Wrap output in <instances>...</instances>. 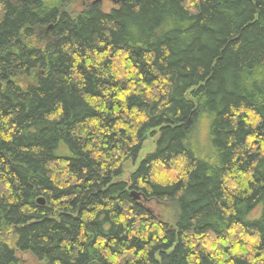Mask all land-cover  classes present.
<instances>
[{
	"label": "trees",
	"instance_id": "trees-1",
	"mask_svg": "<svg viewBox=\"0 0 264 264\" xmlns=\"http://www.w3.org/2000/svg\"><path fill=\"white\" fill-rule=\"evenodd\" d=\"M72 1L0 0V264H264V0Z\"/></svg>",
	"mask_w": 264,
	"mask_h": 264
},
{
	"label": "rangeland",
	"instance_id": "rangeland-1",
	"mask_svg": "<svg viewBox=\"0 0 264 264\" xmlns=\"http://www.w3.org/2000/svg\"><path fill=\"white\" fill-rule=\"evenodd\" d=\"M91 1H93V0H91ZM81 4H82L81 0H73L69 6V10H71L72 12H77L80 10ZM99 5L103 11H108V10H110V8L113 5L116 6L117 4H113L109 0H102V2ZM197 133H199V134H197ZM196 134L198 137H201V135H203V129H202L201 123H200L199 127L196 129V132L191 137V144L193 147H195V149H197L198 153H200L201 156H204L205 152L208 153V150L203 143V139H202V141L201 140L198 141ZM155 138H156L155 136L154 137H150L149 135L147 136V139L144 141L142 149L139 153V157H138L137 162L135 164L128 163V165H127L128 171L134 170L136 168L138 162L140 161V159H142L146 153L152 152V150L154 149V146H155V144H154ZM127 176L128 175L126 173L122 178L126 179ZM150 206L152 207L154 213L157 215V217L159 219L172 224V222L175 218V212L170 205H168V204H158V205L151 204ZM16 255H17V258L19 261L18 264H37V260L34 257H32L31 254H29V253L16 252Z\"/></svg>",
	"mask_w": 264,
	"mask_h": 264
},
{
	"label": "water",
	"instance_id": "water-1",
	"mask_svg": "<svg viewBox=\"0 0 264 264\" xmlns=\"http://www.w3.org/2000/svg\"><path fill=\"white\" fill-rule=\"evenodd\" d=\"M109 1H111L113 4H115V3L119 2V1H123V0H109ZM101 2H102V0H94L93 1V4H95V3H101ZM134 198L137 200L139 197L138 196H135ZM40 202L42 203L43 200H41ZM90 264H98V263L93 262V263H90Z\"/></svg>",
	"mask_w": 264,
	"mask_h": 264
},
{
	"label": "bare ground",
	"instance_id": "bare-ground-1",
	"mask_svg": "<svg viewBox=\"0 0 264 264\" xmlns=\"http://www.w3.org/2000/svg\"><path fill=\"white\" fill-rule=\"evenodd\" d=\"M94 1V0H93ZM93 1H92V4H93ZM120 2H122V1H119V2H117V3H115V4H119ZM95 4H100V3H95ZM131 196L134 198L135 196H138L136 193H134V192H131ZM139 197V196H138ZM135 199V198H134ZM139 199V198H138ZM41 200H43L42 198H38L37 199V202L39 203V204H43L44 203V200H43V202L41 203L40 201ZM97 263V262H96ZM99 264V263H98Z\"/></svg>",
	"mask_w": 264,
	"mask_h": 264
}]
</instances>
